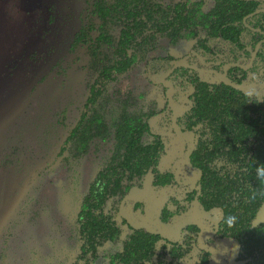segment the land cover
<instances>
[{"label":"trees","instance_id":"trees-1","mask_svg":"<svg viewBox=\"0 0 264 264\" xmlns=\"http://www.w3.org/2000/svg\"><path fill=\"white\" fill-rule=\"evenodd\" d=\"M85 1L97 21L80 29L72 47L81 44L86 49L93 84L70 140L77 139L78 151L96 137L107 141L113 135L114 143L111 156L93 178L76 214L80 247L71 264H94L101 257L107 264H156L152 260L155 250L145 246L144 235L132 233L116 248L122 241L121 227L115 221L116 197L150 169L165 179L171 174L158 170L160 144L143 141L148 113H130L135 97L118 96L111 106L103 92L109 84L130 76L162 42L174 45L195 39L197 27L210 28L211 36L225 38L227 33L242 31L243 17L256 8L235 0H217L210 11L203 10L204 3L198 0ZM251 21L261 22L264 32V13ZM197 82L194 78L196 102L187 120L204 126L189 161L201 175V201L220 208L224 219L236 215L238 221L231 228L223 220V232L241 245L243 264H264V222L253 227L264 197L249 199L252 188L264 191L255 177V166L264 163V96L224 86L209 92V85ZM160 255L161 260L165 254ZM157 263L165 264L164 260Z\"/></svg>","mask_w":264,"mask_h":264},{"label":"rangeland","instance_id":"rangeland-1","mask_svg":"<svg viewBox=\"0 0 264 264\" xmlns=\"http://www.w3.org/2000/svg\"><path fill=\"white\" fill-rule=\"evenodd\" d=\"M85 2L0 0V264H71L81 200L110 157L112 137L80 151L70 140L93 84L86 49L72 47ZM138 76L103 99L112 106Z\"/></svg>","mask_w":264,"mask_h":264},{"label":"flooded vegetation","instance_id":"flooded-vegetation-1","mask_svg":"<svg viewBox=\"0 0 264 264\" xmlns=\"http://www.w3.org/2000/svg\"><path fill=\"white\" fill-rule=\"evenodd\" d=\"M198 1L204 3L205 11H210L217 2ZM235 1L249 3L250 9L256 8L243 17L242 31L227 33L222 38L211 36L210 28L206 31V27H197L195 39L180 40L174 45L162 42L130 76L112 83L142 75L138 76L142 78L140 82L132 84L133 90L128 88L125 93L120 90V95L135 97L130 113H148V132L143 141L160 144L158 170L171 174L165 179L150 169L122 196L116 197L115 221L122 230V241L116 248L123 246V241L132 233L139 237L144 235L145 246L155 250L152 260L156 264L161 260L165 264H243L241 245L222 230L224 212L201 201V175L189 161L204 126L187 120V115L195 108L194 78L199 86L200 82L209 85V92L224 86L254 93L259 98L264 96V38H261L264 32L261 22L251 21L264 13V0ZM85 4L89 15L86 25L96 23L87 2ZM87 62L90 63V58ZM111 137L113 140V135ZM165 156H170L171 160L165 162ZM160 254H165L161 260Z\"/></svg>","mask_w":264,"mask_h":264},{"label":"clouds","instance_id":"clouds-1","mask_svg":"<svg viewBox=\"0 0 264 264\" xmlns=\"http://www.w3.org/2000/svg\"><path fill=\"white\" fill-rule=\"evenodd\" d=\"M255 177L259 181L260 185H264V163L255 166ZM258 197H264V191L252 188L249 199L256 200ZM237 221L238 217L236 215H229L224 219V223L229 228L235 226Z\"/></svg>","mask_w":264,"mask_h":264},{"label":"water","instance_id":"water-1","mask_svg":"<svg viewBox=\"0 0 264 264\" xmlns=\"http://www.w3.org/2000/svg\"><path fill=\"white\" fill-rule=\"evenodd\" d=\"M264 222V207L259 212L256 220L253 222V227H257L258 225Z\"/></svg>","mask_w":264,"mask_h":264}]
</instances>
